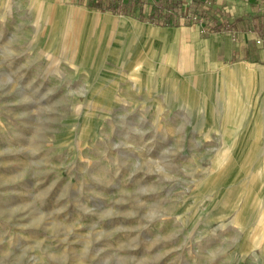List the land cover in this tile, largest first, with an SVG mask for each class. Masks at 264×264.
I'll return each mask as SVG.
<instances>
[{
    "label": "rangeland",
    "instance_id": "374dc122",
    "mask_svg": "<svg viewBox=\"0 0 264 264\" xmlns=\"http://www.w3.org/2000/svg\"><path fill=\"white\" fill-rule=\"evenodd\" d=\"M136 14L0 0V264H264L263 15Z\"/></svg>",
    "mask_w": 264,
    "mask_h": 264
},
{
    "label": "trees",
    "instance_id": "16d2710c",
    "mask_svg": "<svg viewBox=\"0 0 264 264\" xmlns=\"http://www.w3.org/2000/svg\"><path fill=\"white\" fill-rule=\"evenodd\" d=\"M210 0H129L128 3L112 1L108 4L99 2L93 7L101 8L102 10H112L116 13L136 14V10H140L139 18L146 22H152L163 26H179L182 24L190 25L195 22H200L202 19L208 20L203 23L207 32H218L224 30L236 29L233 23L229 20L219 22L213 18L216 14H223L222 8L214 9L209 3ZM146 4L149 8L146 10ZM226 14V13H225Z\"/></svg>",
    "mask_w": 264,
    "mask_h": 264
},
{
    "label": "crops",
    "instance_id": "0c3cea01",
    "mask_svg": "<svg viewBox=\"0 0 264 264\" xmlns=\"http://www.w3.org/2000/svg\"><path fill=\"white\" fill-rule=\"evenodd\" d=\"M75 1H78L79 3L81 4H88L89 6H94L95 4L99 3V2H102L103 4H108L112 1H115L117 2L118 0H75ZM122 3H128L129 0H120ZM148 2H153V0H146ZM185 3H186V0H184ZM231 4L233 5V9L235 10V12L238 14L237 15V18H234L233 20L230 18L231 17V14H230V10H227L225 9L224 7L226 6V1L225 0H220L218 5H216V7H213L214 9L216 8H222V11L224 12L225 10L228 12L226 14H216L213 16V18H216L218 19L219 22H224L225 20H229L230 23H233L235 28L236 29H233V30H227V31H233L234 33L236 32H240L241 29H240V24H242V22L244 21L243 19L245 18H248L249 19V22L252 26H254V24H257V20L258 19V15H263V21H264V0H231ZM146 10H148L149 6L148 4H146ZM101 9V8H99ZM108 12H114L112 10H107ZM137 14H138V17H139V14H140V10L137 9L136 10ZM250 13V14H249ZM123 15H126L124 13H121ZM129 15H132L130 13H128ZM136 14V15H137ZM246 14V17H244L243 15ZM127 16V15H126ZM134 16V15H133ZM257 16V17H256ZM140 19V18H139ZM206 22H208V20H206ZM150 24H153L151 22H149ZM194 24V23H192ZM192 24L190 25H185V24H182V25H179V26H169V27H183V26H186V27H190ZM256 29V28H254ZM258 30V29H256ZM259 31V30H258ZM224 32V31H222ZM261 33L263 31H260ZM209 33H212V32H209ZM220 31L219 32H214L212 35H217L218 39H221L223 40L222 37H220L219 35ZM264 36V34H263ZM211 37V36H210ZM254 39H252V41L254 42ZM220 40V41H221ZM253 42H242L240 46H233L231 44V53L232 51L236 50L234 52V54H239V51L238 49H240V52L244 55L246 54L248 57L250 58H254L253 56L256 55V61H255V64H259V65H262L260 63H257V62H263L264 63V44H255ZM251 44V45H250Z\"/></svg>",
    "mask_w": 264,
    "mask_h": 264
},
{
    "label": "bare ground",
    "instance_id": "6f19581e",
    "mask_svg": "<svg viewBox=\"0 0 264 264\" xmlns=\"http://www.w3.org/2000/svg\"><path fill=\"white\" fill-rule=\"evenodd\" d=\"M99 14H102V15H100L103 19H105V18H111V20H115V21H118V20H128V18L129 17H127V16H111V15H105L104 13H99ZM107 16V17H106ZM109 16V17H108ZM122 29H124L125 30V32H126V34H128V32H127V29H125V28H122ZM191 33V31L189 30V29H187V28H178V29H175V30H172V31H170V34H172V39L173 38H178L179 40V42H183L184 40H186V38H187V36L189 35ZM165 59H166V61H169V62H174V57L171 55V54H167L166 55V57H165ZM184 59V58H183ZM186 60V59H185ZM195 61V60H194ZM182 63V62H181ZM263 74H264V71L262 72ZM254 74H255V79H254V89H256V86H257V84H258V78H264V76L263 77H260V73L258 72V71H255L254 72ZM241 81H238V80H236L235 82H233V85H234V90H236L237 92H239V83H240ZM260 84V83H259ZM254 91V90H253Z\"/></svg>",
    "mask_w": 264,
    "mask_h": 264
}]
</instances>
